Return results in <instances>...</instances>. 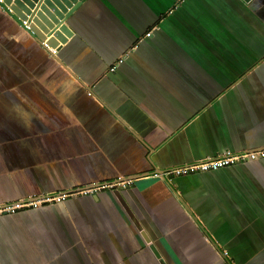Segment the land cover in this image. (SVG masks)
<instances>
[{"label": "crops", "instance_id": "0c3cea01", "mask_svg": "<svg viewBox=\"0 0 264 264\" xmlns=\"http://www.w3.org/2000/svg\"><path fill=\"white\" fill-rule=\"evenodd\" d=\"M176 1L84 0L56 46L0 4V205L90 190L0 215V264H264V158L156 173L264 149V0H182L180 44Z\"/></svg>", "mask_w": 264, "mask_h": 264}, {"label": "water", "instance_id": "95a60500", "mask_svg": "<svg viewBox=\"0 0 264 264\" xmlns=\"http://www.w3.org/2000/svg\"><path fill=\"white\" fill-rule=\"evenodd\" d=\"M83 1L0 0V4L18 19L38 41L56 46L57 42L63 44L71 36L72 33L66 25V21L81 6ZM242 1L248 3L250 0ZM156 173L161 175L162 171H157ZM81 190L72 192H79ZM141 236L148 243V239L145 238L144 233H141ZM153 248L150 245V249L154 252Z\"/></svg>", "mask_w": 264, "mask_h": 264}, {"label": "built area", "instance_id": "2783aa9c", "mask_svg": "<svg viewBox=\"0 0 264 264\" xmlns=\"http://www.w3.org/2000/svg\"><path fill=\"white\" fill-rule=\"evenodd\" d=\"M145 36L149 37L150 32H147ZM56 51H52V54H55ZM264 158V149L257 150V151H242L236 153H222L215 157L206 158L191 164H186L179 167H173L166 169L162 172L161 176L164 178H171L176 176H184V175H191L197 172H208L211 170H216L224 167H229L232 165H236L239 163H243L246 161H255L258 159ZM127 182H120L119 184L124 185ZM110 187L112 185H101L96 187L94 190L99 188ZM90 190H84L81 192H67V193H60V194H46L41 197L33 198L31 196L16 201L14 203H7L4 205H0V215L3 214H13L21 209L27 208H38L40 205L47 204V203H61L67 197L75 195V194H85L88 193ZM226 264H230L227 262Z\"/></svg>", "mask_w": 264, "mask_h": 264}, {"label": "rangeland", "instance_id": "374dc122", "mask_svg": "<svg viewBox=\"0 0 264 264\" xmlns=\"http://www.w3.org/2000/svg\"><path fill=\"white\" fill-rule=\"evenodd\" d=\"M182 0H178L176 1L169 9L164 5L163 7H158L160 10L162 9L161 11V15H163L162 17H164V21L161 20L159 21L162 17H160V15H158V18L156 19V21H154L153 23H151V25L149 26V28L153 29L155 31V34H157V29L159 28L161 31L165 32V36L169 37L170 39L173 40V42L177 43V44H180V37L178 36L179 34V28H178V25H182L184 27H186V23L185 22H181L180 20L178 21V23H176L173 27L172 30L175 31L176 35L173 34V32H170L169 29L167 28V30H165V26H166V23H171V24H174L175 23V20L178 19L177 15H181L182 13V9L183 8H190V5L188 6L187 3L188 2H181ZM184 3V4H183ZM187 5V6H186ZM168 10H171L172 14H168ZM201 13L205 15H208L206 13V11L203 9H201ZM160 17V18H159ZM164 23V24H161ZM145 24V22H143ZM187 29H188V26H187ZM183 42V41H182ZM253 65H256V62L253 64Z\"/></svg>", "mask_w": 264, "mask_h": 264}]
</instances>
